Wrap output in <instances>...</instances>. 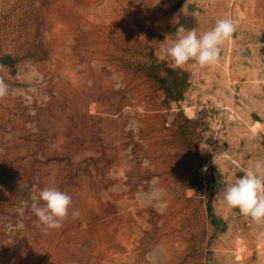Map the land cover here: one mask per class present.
Masks as SVG:
<instances>
[{
	"label": "rangeland",
	"instance_id": "rangeland-1",
	"mask_svg": "<svg viewBox=\"0 0 264 264\" xmlns=\"http://www.w3.org/2000/svg\"><path fill=\"white\" fill-rule=\"evenodd\" d=\"M220 18L217 63L159 59ZM0 78V264H264L222 199L264 161V0H0ZM45 186L79 217L39 226Z\"/></svg>",
	"mask_w": 264,
	"mask_h": 264
},
{
	"label": "clouds",
	"instance_id": "clouds-1",
	"mask_svg": "<svg viewBox=\"0 0 264 264\" xmlns=\"http://www.w3.org/2000/svg\"><path fill=\"white\" fill-rule=\"evenodd\" d=\"M236 27L230 18L217 19L214 26L203 33L180 25L176 28V38L160 50L159 59L169 58L177 68L190 61L201 67L214 65L220 58L224 42L232 37ZM7 93L8 86L0 78V98ZM32 199L31 211L37 217L36 223L45 230L60 229L70 215L72 219L80 215L79 211H71L72 197L56 186L43 187ZM222 199L227 207L238 209L239 214L264 223V161H255L242 176L228 183L222 191Z\"/></svg>",
	"mask_w": 264,
	"mask_h": 264
},
{
	"label": "bare ground",
	"instance_id": "bare-ground-1",
	"mask_svg": "<svg viewBox=\"0 0 264 264\" xmlns=\"http://www.w3.org/2000/svg\"><path fill=\"white\" fill-rule=\"evenodd\" d=\"M128 248H130V246H129ZM127 260H128V259H127Z\"/></svg>",
	"mask_w": 264,
	"mask_h": 264
}]
</instances>
